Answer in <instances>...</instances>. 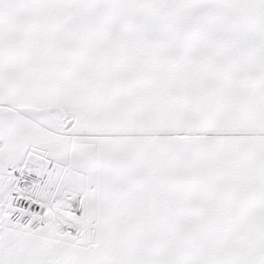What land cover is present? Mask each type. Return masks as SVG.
<instances>
[{
  "label": "snow or ice",
  "instance_id": "obj_1",
  "mask_svg": "<svg viewBox=\"0 0 264 264\" xmlns=\"http://www.w3.org/2000/svg\"><path fill=\"white\" fill-rule=\"evenodd\" d=\"M0 264H264V0H0Z\"/></svg>",
  "mask_w": 264,
  "mask_h": 264
}]
</instances>
